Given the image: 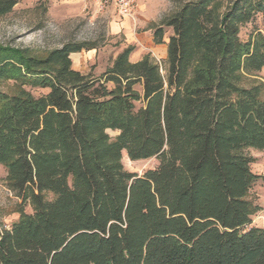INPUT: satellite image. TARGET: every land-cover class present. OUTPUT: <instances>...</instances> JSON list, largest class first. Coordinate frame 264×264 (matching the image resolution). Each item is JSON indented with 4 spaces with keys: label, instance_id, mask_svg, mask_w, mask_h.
Listing matches in <instances>:
<instances>
[{
    "label": "trees",
    "instance_id": "trees-1",
    "mask_svg": "<svg viewBox=\"0 0 264 264\" xmlns=\"http://www.w3.org/2000/svg\"><path fill=\"white\" fill-rule=\"evenodd\" d=\"M17 2L0 0V18ZM219 2L185 1L154 27L156 44L172 32L163 68L128 45L92 76L70 54L94 42L44 57L0 44V82L48 89L0 90V164L32 209L0 224V264H264L245 154L264 149V99L242 85L264 67V29L239 37L264 0ZM123 153L157 165L130 172Z\"/></svg>",
    "mask_w": 264,
    "mask_h": 264
},
{
    "label": "rangeland",
    "instance_id": "rangeland-1",
    "mask_svg": "<svg viewBox=\"0 0 264 264\" xmlns=\"http://www.w3.org/2000/svg\"><path fill=\"white\" fill-rule=\"evenodd\" d=\"M189 0H168V14ZM224 0L216 5L223 10ZM109 12L93 0H18L12 11L0 18V44L27 50L30 55L44 57L50 50L67 42H94L96 49L82 50L72 56V68L84 74L99 76L112 61L120 49V39L108 35ZM264 22L259 14L241 25L239 37L246 40L255 31L263 32ZM171 29L165 28L164 36L170 35ZM95 51V53H93ZM91 52V53H90ZM91 54V55H90ZM156 60V59H155ZM164 67L163 59L156 60ZM261 84V97L264 99V67L244 75L243 86ZM140 91V86H136ZM0 90L9 94L20 90L35 97L48 92L46 88L22 86L12 80L0 82ZM139 106V103L136 104ZM111 138L116 131L108 130ZM245 154L253 158L250 170L258 175L253 183L248 198L257 207L251 216V226L264 227V149L246 148ZM126 170L141 174L157 165L155 158L130 160L126 153L122 155ZM21 211L30 213L29 205L22 206L21 200L8 189L7 173L0 164V224L10 225Z\"/></svg>",
    "mask_w": 264,
    "mask_h": 264
},
{
    "label": "crops",
    "instance_id": "crops-1",
    "mask_svg": "<svg viewBox=\"0 0 264 264\" xmlns=\"http://www.w3.org/2000/svg\"><path fill=\"white\" fill-rule=\"evenodd\" d=\"M168 5V0H136V8L131 18L120 16L112 4L104 7L109 12L108 35L112 39L121 40L118 52L131 45L134 47L129 55L131 62H136L145 55L156 60H164L169 35L164 36L162 43L156 44L152 34L154 27L160 23L164 16L168 15ZM74 54H70L71 59Z\"/></svg>",
    "mask_w": 264,
    "mask_h": 264
},
{
    "label": "built area",
    "instance_id": "built-area-1",
    "mask_svg": "<svg viewBox=\"0 0 264 264\" xmlns=\"http://www.w3.org/2000/svg\"><path fill=\"white\" fill-rule=\"evenodd\" d=\"M97 2L101 8L112 4L117 13L122 17H132L136 8V0H93Z\"/></svg>",
    "mask_w": 264,
    "mask_h": 264
}]
</instances>
